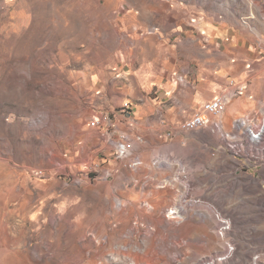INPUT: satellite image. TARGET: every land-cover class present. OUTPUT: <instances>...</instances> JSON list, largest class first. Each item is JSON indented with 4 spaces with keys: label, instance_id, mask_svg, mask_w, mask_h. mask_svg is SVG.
<instances>
[{
    "label": "rangeland",
    "instance_id": "obj_1",
    "mask_svg": "<svg viewBox=\"0 0 264 264\" xmlns=\"http://www.w3.org/2000/svg\"><path fill=\"white\" fill-rule=\"evenodd\" d=\"M208 21L256 44L264 0H0V264H264V220L158 221L156 253L122 249L111 132L139 38Z\"/></svg>",
    "mask_w": 264,
    "mask_h": 264
},
{
    "label": "crops",
    "instance_id": "obj_2",
    "mask_svg": "<svg viewBox=\"0 0 264 264\" xmlns=\"http://www.w3.org/2000/svg\"><path fill=\"white\" fill-rule=\"evenodd\" d=\"M170 26L165 36L139 38L131 74L127 70L132 79L122 88L132 110L112 120L113 140L123 134L131 146L114 187L117 219L132 222L131 243L122 249L134 259L157 252L158 221L173 230L183 220H264V137L255 141L247 131L264 120V37L254 44L249 33L213 21L176 32ZM230 81L245 92L211 119L220 129L183 130L181 124L225 93ZM236 120L244 122L238 129ZM225 133L235 137L234 146ZM106 145L111 155L113 145ZM136 160L139 167H127Z\"/></svg>",
    "mask_w": 264,
    "mask_h": 264
},
{
    "label": "built area",
    "instance_id": "obj_3",
    "mask_svg": "<svg viewBox=\"0 0 264 264\" xmlns=\"http://www.w3.org/2000/svg\"><path fill=\"white\" fill-rule=\"evenodd\" d=\"M245 92V87L235 83L229 82V89L222 95L217 96L215 99L205 103L202 109L196 112L191 118L187 119L181 124V128L185 131H195L207 127H213V129H220L219 122H212V118H219L226 109L227 104L232 98L242 95ZM128 107V104H125ZM244 122L236 120L234 122V128L238 129ZM248 133L253 140L258 142L264 137V120L256 127V129L248 128ZM224 137L231 141L232 145H235V137L233 135L224 134ZM118 152L122 157L129 156L128 146L124 143L118 144Z\"/></svg>",
    "mask_w": 264,
    "mask_h": 264
},
{
    "label": "bare ground",
    "instance_id": "obj_4",
    "mask_svg": "<svg viewBox=\"0 0 264 264\" xmlns=\"http://www.w3.org/2000/svg\"><path fill=\"white\" fill-rule=\"evenodd\" d=\"M152 241H153V240H152ZM153 243H154V242H153ZM147 252H148V250H147ZM147 252H146V253H147ZM143 254H145V253H143ZM143 254H142V255H143ZM150 254H151V253H150ZM147 255H148V254H147ZM151 255H152V254H151ZM154 255L156 256L157 254H154ZM132 256H133V255H132ZM143 256H144V255H143ZM157 256H158V255H157ZM146 257H147V256H146ZM153 257H154V256H153ZM158 258H159V257H158ZM157 260H158V259H157ZM150 262H151V261H150Z\"/></svg>",
    "mask_w": 264,
    "mask_h": 264
}]
</instances>
